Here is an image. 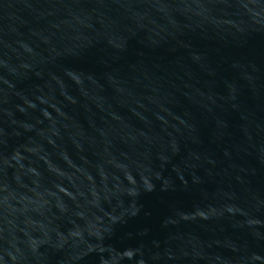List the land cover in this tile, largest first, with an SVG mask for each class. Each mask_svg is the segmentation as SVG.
<instances>
[{"label": "water", "instance_id": "1", "mask_svg": "<svg viewBox=\"0 0 264 264\" xmlns=\"http://www.w3.org/2000/svg\"><path fill=\"white\" fill-rule=\"evenodd\" d=\"M0 264H264V0H0Z\"/></svg>", "mask_w": 264, "mask_h": 264}]
</instances>
